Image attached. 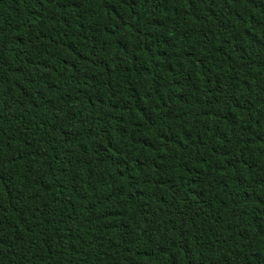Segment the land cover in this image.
Masks as SVG:
<instances>
[{
    "label": "trees",
    "instance_id": "trees-1",
    "mask_svg": "<svg viewBox=\"0 0 264 264\" xmlns=\"http://www.w3.org/2000/svg\"><path fill=\"white\" fill-rule=\"evenodd\" d=\"M0 264H264V0H0Z\"/></svg>",
    "mask_w": 264,
    "mask_h": 264
}]
</instances>
